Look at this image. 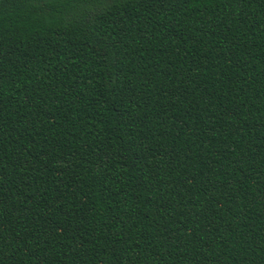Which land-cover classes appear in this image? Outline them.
Returning a JSON list of instances; mask_svg holds the SVG:
<instances>
[{"label":"trees","instance_id":"obj_1","mask_svg":"<svg viewBox=\"0 0 264 264\" xmlns=\"http://www.w3.org/2000/svg\"><path fill=\"white\" fill-rule=\"evenodd\" d=\"M0 264H264V0H0Z\"/></svg>","mask_w":264,"mask_h":264}]
</instances>
